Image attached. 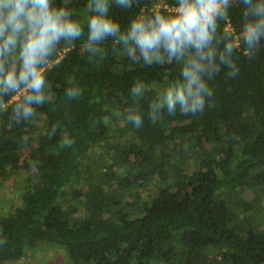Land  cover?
I'll use <instances>...</instances> for the list:
<instances>
[{"label":"trees","instance_id":"16d2710c","mask_svg":"<svg viewBox=\"0 0 264 264\" xmlns=\"http://www.w3.org/2000/svg\"><path fill=\"white\" fill-rule=\"evenodd\" d=\"M235 1L221 4L204 49L213 95L185 115L179 103L173 114L159 105L196 50L175 57L161 46L145 62L120 39L132 20L171 14L179 0H50L82 32L61 36L37 66L47 67L42 100L23 82L15 91L0 82V189L13 174L27 178L0 213V264L45 243L72 264H264V34L253 47L244 35L264 0ZM101 15L120 30L89 40L88 21ZM19 51L0 56V78L19 77ZM98 150L106 156L93 161Z\"/></svg>","mask_w":264,"mask_h":264},{"label":"clouds","instance_id":"9594fccd","mask_svg":"<svg viewBox=\"0 0 264 264\" xmlns=\"http://www.w3.org/2000/svg\"><path fill=\"white\" fill-rule=\"evenodd\" d=\"M123 3V0H120ZM227 0H179L175 11L171 14L156 12L149 16H139L131 21L126 33L122 32L120 39L131 40L139 47L145 62L151 61L150 53L159 52L161 46L169 56L180 57L192 47L196 50L199 59H192L188 66H183V79L165 89V95L159 107L167 106L169 114L175 113V105L179 103L180 112L187 115L203 110L205 96L211 97L212 90L203 79L206 66L203 61H212L211 49L206 53L204 49L212 40L215 31L216 18L221 13V4ZM251 5V0H244ZM104 13L105 7L98 8ZM253 15L261 18L256 22H249L245 26V40L249 47L255 46L259 37L264 34V5H256L250 9ZM63 9L57 11L50 7V0H0V56L19 46V58L22 70L17 77L15 70H9L0 82L5 83L14 91L20 83H25L28 89L35 90L38 95L28 96L29 100H42L39 94L45 83L46 68L38 69L41 61L49 55L52 45L61 36L77 38L82 29L79 23L61 21ZM248 13H245L247 16ZM147 18V23L145 19ZM90 28L89 40H99L107 34H115L120 25L103 15L93 16L88 21ZM232 44L225 46V51L231 53ZM58 52V51H57ZM222 63L229 65V75H235L239 69L221 54ZM51 62H46L49 64ZM215 72H219L218 65H213ZM3 62L0 61V71ZM212 75H209L211 78ZM191 101V103H189ZM26 111H28L26 109ZM156 118L153 117V120ZM137 124L139 118H136Z\"/></svg>","mask_w":264,"mask_h":264},{"label":"rangeland","instance_id":"374dc122","mask_svg":"<svg viewBox=\"0 0 264 264\" xmlns=\"http://www.w3.org/2000/svg\"><path fill=\"white\" fill-rule=\"evenodd\" d=\"M231 5H235V0H227ZM163 5L157 3L155 4L156 8H161ZM99 156H106V152L98 150L97 154L92 157V160L95 161V158ZM97 163H102V160H99ZM171 173V171H170ZM114 177V169L110 171L108 178L111 179ZM27 178L26 176H16L13 174L9 179L3 182V185L0 189V213L7 214L10 212L19 202L20 190L25 185ZM150 193L151 195H156L157 190L155 187H149L146 190V195ZM134 195L139 199L142 197L141 192H136ZM145 195V196H146ZM72 209L77 211V206H73ZM54 246V245H53ZM47 243L40 245L35 250H29L20 260L8 262L7 264H72L71 259L67 256L65 250H62L57 247H53Z\"/></svg>","mask_w":264,"mask_h":264},{"label":"built area","instance_id":"2783aa9c","mask_svg":"<svg viewBox=\"0 0 264 264\" xmlns=\"http://www.w3.org/2000/svg\"><path fill=\"white\" fill-rule=\"evenodd\" d=\"M170 10L174 12V11H175V8H173V9H170Z\"/></svg>","mask_w":264,"mask_h":264}]
</instances>
